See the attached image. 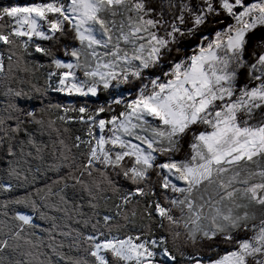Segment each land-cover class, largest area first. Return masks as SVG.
<instances>
[{"label":"snow or ice","instance_id":"obj_1","mask_svg":"<svg viewBox=\"0 0 264 264\" xmlns=\"http://www.w3.org/2000/svg\"><path fill=\"white\" fill-rule=\"evenodd\" d=\"M0 194V264H264V0L0 6Z\"/></svg>","mask_w":264,"mask_h":264},{"label":"trees","instance_id":"obj_2","mask_svg":"<svg viewBox=\"0 0 264 264\" xmlns=\"http://www.w3.org/2000/svg\"><path fill=\"white\" fill-rule=\"evenodd\" d=\"M37 2V0H0V6H7L13 3L17 4H28V3H33ZM106 92H101L100 95L104 96ZM49 96L52 98L53 102L56 101H61L63 103H70V102H75L77 104L84 102L85 99H81V97H73V96H67L64 93H56V92H50ZM108 99H88L89 104H95L99 102H104ZM44 139H47L46 137ZM49 176H53L52 173L48 174ZM23 189H18L17 192L15 193L16 195H22L23 194ZM5 196L3 194H0V200L4 199ZM36 223L40 224L41 227H47L48 225L45 224L43 221L36 220Z\"/></svg>","mask_w":264,"mask_h":264},{"label":"rangeland","instance_id":"obj_3","mask_svg":"<svg viewBox=\"0 0 264 264\" xmlns=\"http://www.w3.org/2000/svg\"><path fill=\"white\" fill-rule=\"evenodd\" d=\"M24 5V4H23ZM110 97H109V93H105V95L104 96H102V95H100L99 94V99H109ZM81 99H85V98H83V97H81ZM89 99V98H88ZM90 99H97V98H95V97H90Z\"/></svg>","mask_w":264,"mask_h":264}]
</instances>
